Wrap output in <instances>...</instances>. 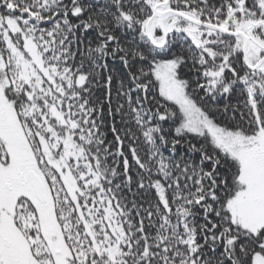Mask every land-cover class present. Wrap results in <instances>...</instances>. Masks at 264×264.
I'll return each instance as SVG.
<instances>
[{"label": "snow or ice", "instance_id": "1", "mask_svg": "<svg viewBox=\"0 0 264 264\" xmlns=\"http://www.w3.org/2000/svg\"><path fill=\"white\" fill-rule=\"evenodd\" d=\"M0 264H264V0H0Z\"/></svg>", "mask_w": 264, "mask_h": 264}]
</instances>
